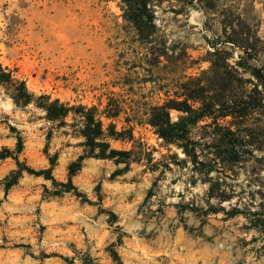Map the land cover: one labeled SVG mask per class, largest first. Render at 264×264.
Returning a JSON list of instances; mask_svg holds the SVG:
<instances>
[{
  "label": "rangeland",
  "instance_id": "1",
  "mask_svg": "<svg viewBox=\"0 0 264 264\" xmlns=\"http://www.w3.org/2000/svg\"><path fill=\"white\" fill-rule=\"evenodd\" d=\"M149 4L156 29L142 42L121 0H0L2 65L35 95L94 106L104 127L131 134L109 138L125 152L121 162L82 160L72 176L80 196L53 195L62 188L26 169L6 189L19 166L45 169L49 158L52 176L66 182L68 164L86 148L77 116L50 122L0 86V151L20 162L0 158V264H264V227L249 219L264 210V111L217 120L241 139L238 160L226 157L224 128L211 117L190 126L196 161L148 122L152 107L181 100L186 88L245 97L257 82L252 68H264V0ZM215 48L221 53L212 55ZM108 104L117 105L112 118ZM182 115L169 109L172 121ZM211 185L228 199L208 196Z\"/></svg>",
  "mask_w": 264,
  "mask_h": 264
},
{
  "label": "trees",
  "instance_id": "2",
  "mask_svg": "<svg viewBox=\"0 0 264 264\" xmlns=\"http://www.w3.org/2000/svg\"><path fill=\"white\" fill-rule=\"evenodd\" d=\"M123 17L129 21L142 42H148L149 37L154 33L156 24L154 22V11L150 7L149 0H121ZM228 38V42L238 43L239 41ZM245 39V38H240ZM221 50L215 48L212 55L220 54ZM222 66V65H221ZM217 63L212 60V68H216ZM219 67V65H218ZM251 74L256 78L257 82L253 83V88L250 90L245 89V97L239 100L229 98H213L206 93L204 87H197L193 89L186 88L184 97L179 100L176 98L169 99L166 103L156 105L151 108L149 113L148 122L154 127L156 133L168 142L176 143L182 148L185 155L196 161V152L194 141L190 138V126L199 120L207 117L212 118V123L220 127L222 139L230 146L227 150L226 157L229 160H238L239 156L235 150L239 145L241 139L236 137L234 131L230 127L219 125L217 120L227 115L233 118H247L257 110L264 111V68H252ZM252 83V82H251ZM261 85L262 88H259ZM0 86H2L13 103L18 106H25L29 103H34L38 108L45 112V119L50 122H57L58 124L65 123V118L70 114L77 116L75 118L79 127V134L84 137L82 144L86 148V154H81L74 161L68 164V179L66 182H58L51 174L52 166L55 161L49 158L50 167L45 169L34 170L28 167H21L20 162L17 160L16 155L9 149L0 151V158L12 156L16 159L18 170L13 176L5 183V188L17 182L21 170L26 169L27 172L42 175L45 179H50L53 185H58L62 189H55L51 192L53 195H59L64 191H75V194L80 196L76 186L72 183V176L78 172L82 167V160L85 157L93 156L96 158L114 159L115 162H121V156L125 152L122 150L111 147L109 138L122 139L131 137L128 129L117 130L113 122H109L106 127L103 125L101 116L97 113L96 108L86 107L82 104L69 105L68 103L61 102L58 98L51 99L47 94L35 95L29 91L26 83L22 79L14 76L13 71L0 62ZM197 103V105H195ZM175 108L184 113L178 120L172 121L169 116V109ZM104 116L112 118L117 115V105L111 107L108 104L104 110ZM127 135V136H126ZM22 149L21 136H17L15 152H20ZM46 191L48 189L45 187ZM214 186L209 187L208 196L217 195L219 200L228 199L224 194H216ZM215 193V194H214ZM229 213H232L230 211ZM255 212H250V223L254 227H264V210L261 212V218L253 217ZM113 215V214H112ZM114 259H117V254L111 250Z\"/></svg>",
  "mask_w": 264,
  "mask_h": 264
}]
</instances>
